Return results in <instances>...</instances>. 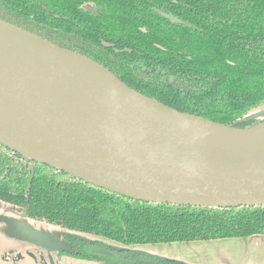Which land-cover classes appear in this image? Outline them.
I'll return each mask as SVG.
<instances>
[{
	"label": "trees",
	"instance_id": "16d2710c",
	"mask_svg": "<svg viewBox=\"0 0 264 264\" xmlns=\"http://www.w3.org/2000/svg\"><path fill=\"white\" fill-rule=\"evenodd\" d=\"M0 19L92 59L181 113L236 129L264 123V0H0ZM0 202L98 237L65 235L60 256L107 264L183 263L104 240L129 247L264 235V206L146 203L1 143Z\"/></svg>",
	"mask_w": 264,
	"mask_h": 264
},
{
	"label": "water",
	"instance_id": "95a60500",
	"mask_svg": "<svg viewBox=\"0 0 264 264\" xmlns=\"http://www.w3.org/2000/svg\"><path fill=\"white\" fill-rule=\"evenodd\" d=\"M257 126L236 129L181 113L92 59L0 19V143L34 162L146 203L264 206V140L196 134Z\"/></svg>",
	"mask_w": 264,
	"mask_h": 264
},
{
	"label": "crops",
	"instance_id": "0c3cea01",
	"mask_svg": "<svg viewBox=\"0 0 264 264\" xmlns=\"http://www.w3.org/2000/svg\"><path fill=\"white\" fill-rule=\"evenodd\" d=\"M34 231L53 239H41ZM63 245L62 229L30 220L23 209L0 202V264H51L50 256L54 264H107L60 256ZM114 246L183 264H264V235L129 247L114 243Z\"/></svg>",
	"mask_w": 264,
	"mask_h": 264
},
{
	"label": "bare ground",
	"instance_id": "6f19581e",
	"mask_svg": "<svg viewBox=\"0 0 264 264\" xmlns=\"http://www.w3.org/2000/svg\"><path fill=\"white\" fill-rule=\"evenodd\" d=\"M196 134L207 138H217L224 141L256 142L264 140V124L257 126L252 130H230L220 129H201Z\"/></svg>",
	"mask_w": 264,
	"mask_h": 264
},
{
	"label": "rangeland",
	"instance_id": "374dc122",
	"mask_svg": "<svg viewBox=\"0 0 264 264\" xmlns=\"http://www.w3.org/2000/svg\"><path fill=\"white\" fill-rule=\"evenodd\" d=\"M259 112H256V113H254L253 114V116L254 117H256V116H259ZM61 232V231H60ZM63 233V232H62ZM73 233V232H72ZM71 234V233H70ZM55 235V234H54ZM84 236H86V238H88L89 240H95V239H99L98 237H95V236H89V235H84ZM105 241V240H104ZM113 246H114V243H113ZM116 246V245H115Z\"/></svg>",
	"mask_w": 264,
	"mask_h": 264
}]
</instances>
